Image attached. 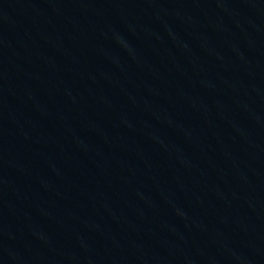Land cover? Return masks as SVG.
<instances>
[{
	"label": "water",
	"instance_id": "1",
	"mask_svg": "<svg viewBox=\"0 0 264 264\" xmlns=\"http://www.w3.org/2000/svg\"><path fill=\"white\" fill-rule=\"evenodd\" d=\"M0 264H264V0H0Z\"/></svg>",
	"mask_w": 264,
	"mask_h": 264
}]
</instances>
